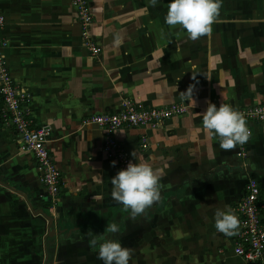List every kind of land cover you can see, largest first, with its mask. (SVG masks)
I'll return each mask as SVG.
<instances>
[{
    "label": "crops",
    "instance_id": "0c3cea01",
    "mask_svg": "<svg viewBox=\"0 0 264 264\" xmlns=\"http://www.w3.org/2000/svg\"><path fill=\"white\" fill-rule=\"evenodd\" d=\"M170 2L88 0L100 46L91 57L70 0H0L10 76L29 95L33 123L50 126L46 145L60 174L51 202L32 155L0 120V264H103L89 232L119 239L132 250L129 264H244L215 229V212L234 207L248 175L264 200V124L247 123L240 158L205 134L202 113L208 102L264 103V0H222L211 33L196 41L165 23ZM190 85L193 99L182 93ZM122 98L186 106L157 129L114 133L129 161L135 150L164 173L160 200L135 219L111 197L119 170L101 151V130L82 123L116 112ZM113 222L115 236L106 230Z\"/></svg>",
    "mask_w": 264,
    "mask_h": 264
},
{
    "label": "built area",
    "instance_id": "2783aa9c",
    "mask_svg": "<svg viewBox=\"0 0 264 264\" xmlns=\"http://www.w3.org/2000/svg\"><path fill=\"white\" fill-rule=\"evenodd\" d=\"M70 4L75 11L80 45L89 56L97 57L100 46L90 33L93 19L88 0H70ZM3 24L4 18L0 14V29ZM5 47L6 40L0 38V120L13 129L18 150L32 155L38 171V180L49 196V200L54 202L59 194L60 174L46 145L49 140L50 126L33 123L29 95L11 78L3 52ZM185 110L186 106L182 103L146 107L140 102L122 98L116 112L93 113L82 123L95 125L101 130V151L106 158L115 161L120 170L127 167L129 156L114 137L117 130L121 128L154 130L168 118L180 115ZM237 110L244 114L247 123L255 121L264 124V103ZM139 139L140 147L145 148L144 135L142 134ZM235 155L240 158L245 156V144L237 146ZM231 210L240 221L236 233L227 235L231 241L233 255L244 264H261L264 250V200L260 198V187L255 177L246 176L243 192Z\"/></svg>",
    "mask_w": 264,
    "mask_h": 264
},
{
    "label": "clouds",
    "instance_id": "9594fccd",
    "mask_svg": "<svg viewBox=\"0 0 264 264\" xmlns=\"http://www.w3.org/2000/svg\"><path fill=\"white\" fill-rule=\"evenodd\" d=\"M150 2L155 6L156 0ZM221 8L222 0H171L164 20L170 28L179 26L186 31L189 40L196 41L211 33ZM182 93L193 99V86L190 85ZM202 129L207 136L217 138L220 148L225 151L234 150L238 145L248 142L251 137L244 114L223 101L219 107L208 102L206 111L202 113ZM131 155L135 162L129 161L126 168L120 169L111 178V197L135 219L146 214L160 200L164 173L163 169L155 168L148 159L138 156L135 150ZM115 163L112 161L113 166ZM239 224V218L231 208L216 210L215 229L218 232L234 235ZM106 230L112 236L120 232L115 222L108 224ZM88 236L89 247L93 250L98 248V258L103 264H129L132 250L122 246L119 239H110L103 233L93 232H89Z\"/></svg>",
    "mask_w": 264,
    "mask_h": 264
},
{
    "label": "water",
    "instance_id": "95a60500",
    "mask_svg": "<svg viewBox=\"0 0 264 264\" xmlns=\"http://www.w3.org/2000/svg\"><path fill=\"white\" fill-rule=\"evenodd\" d=\"M48 218H49V217H48ZM49 219H50V218H49ZM51 220H52V219H50V221H49V222H51ZM49 225H50V224H49Z\"/></svg>",
    "mask_w": 264,
    "mask_h": 264
},
{
    "label": "trees",
    "instance_id": "16d2710c",
    "mask_svg": "<svg viewBox=\"0 0 264 264\" xmlns=\"http://www.w3.org/2000/svg\"><path fill=\"white\" fill-rule=\"evenodd\" d=\"M0 106H1V99H0Z\"/></svg>",
    "mask_w": 264,
    "mask_h": 264
},
{
    "label": "rangeland",
    "instance_id": "374dc122",
    "mask_svg": "<svg viewBox=\"0 0 264 264\" xmlns=\"http://www.w3.org/2000/svg\"><path fill=\"white\" fill-rule=\"evenodd\" d=\"M232 251V250H231Z\"/></svg>",
    "mask_w": 264,
    "mask_h": 264
}]
</instances>
